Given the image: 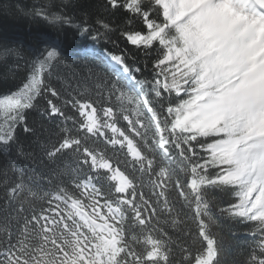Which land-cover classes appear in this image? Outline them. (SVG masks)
<instances>
[{
    "label": "snow or ice",
    "instance_id": "obj_1",
    "mask_svg": "<svg viewBox=\"0 0 264 264\" xmlns=\"http://www.w3.org/2000/svg\"><path fill=\"white\" fill-rule=\"evenodd\" d=\"M101 10L119 13L115 26ZM0 13L94 41L118 32L152 67L137 79L106 49L115 79L85 77L98 98L62 94L58 40L25 48L0 33V264H264V0H48ZM33 110L49 127L29 123Z\"/></svg>",
    "mask_w": 264,
    "mask_h": 264
},
{
    "label": "trees",
    "instance_id": "obj_2",
    "mask_svg": "<svg viewBox=\"0 0 264 264\" xmlns=\"http://www.w3.org/2000/svg\"><path fill=\"white\" fill-rule=\"evenodd\" d=\"M48 3V0H0V7L17 4H41ZM104 18L115 23L119 20V13L116 15L105 14L101 10ZM79 23V21H74ZM93 28L98 27L93 21ZM7 30V35L11 42L22 45L27 48L29 45L44 47V41L58 40L63 49L62 58L57 66L56 72L59 79H54V83L60 89L62 94L70 92L73 94H81L85 98L96 100L97 97V77L93 76L86 79L87 69L91 68L95 73L99 74V79L104 80L108 78L115 79L113 74L102 64L101 60L105 50L108 52L121 54L124 53L127 58V63L130 67L135 69L139 67L141 72H134L137 79L150 80L152 67L151 61L137 52L131 45L126 43L123 39H119V33L112 37L115 44L106 42L105 40L94 41L87 33L77 32L75 28H68L67 26L61 28L58 25H52L42 19H34L30 16L14 15L9 13L7 19H3V14L0 13V33ZM147 65V67H146ZM115 102V101H113ZM44 101H40L42 106ZM29 123L39 127L43 122L39 113L33 110L29 114ZM125 123V122H122ZM45 128L49 127L48 123H43ZM46 139V137H44ZM68 161L66 160L65 163ZM43 201H35V209L40 210ZM30 214V213H29ZM2 219V217H0ZM190 227H195L189 224ZM238 233L243 235L246 231L243 227H236ZM244 245L243 239L239 241ZM242 248L236 249L237 258L242 259Z\"/></svg>",
    "mask_w": 264,
    "mask_h": 264
}]
</instances>
